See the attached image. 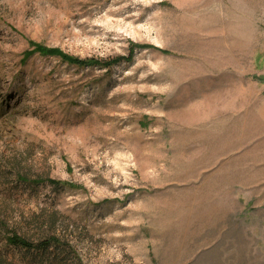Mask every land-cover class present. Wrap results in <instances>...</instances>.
I'll return each instance as SVG.
<instances>
[{
    "label": "rangeland",
    "instance_id": "obj_1",
    "mask_svg": "<svg viewBox=\"0 0 264 264\" xmlns=\"http://www.w3.org/2000/svg\"><path fill=\"white\" fill-rule=\"evenodd\" d=\"M0 264H264V0H0Z\"/></svg>",
    "mask_w": 264,
    "mask_h": 264
},
{
    "label": "trees",
    "instance_id": "obj_2",
    "mask_svg": "<svg viewBox=\"0 0 264 264\" xmlns=\"http://www.w3.org/2000/svg\"><path fill=\"white\" fill-rule=\"evenodd\" d=\"M42 50V49H41ZM43 51V54H47V55H50V54H59L57 53L56 50H42ZM65 59H67L68 61H71V62H76V64L78 65H82V66H88V65H91L90 63H87L86 61H75V60H72L68 57H65ZM114 62H111V63H106L105 61L102 63L104 64V66H110V64H112ZM102 66V65H101ZM6 240H7V243L11 246H14V247H17V248H23V249H26V250H32V249H38L40 250L41 252H46L48 251L51 246H53L54 243H57L55 242L54 239H45V240H42L40 241L39 243L37 244H34L33 242H31L30 240L26 239L25 237H22L16 233H12L11 235H8L6 237Z\"/></svg>",
    "mask_w": 264,
    "mask_h": 264
}]
</instances>
